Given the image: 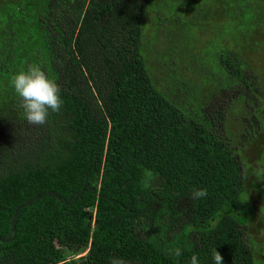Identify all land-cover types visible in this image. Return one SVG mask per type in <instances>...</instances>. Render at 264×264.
<instances>
[{
  "label": "trees",
  "instance_id": "16d2710c",
  "mask_svg": "<svg viewBox=\"0 0 264 264\" xmlns=\"http://www.w3.org/2000/svg\"><path fill=\"white\" fill-rule=\"evenodd\" d=\"M226 3L215 59L210 36L198 39L208 0L0 5V264H214V250L254 264L242 195L254 175L264 202V100L237 46L264 26V0ZM30 65L64 101L42 127L25 122L10 84ZM234 103L246 108L240 146ZM197 189L207 197L193 201Z\"/></svg>",
  "mask_w": 264,
  "mask_h": 264
},
{
  "label": "rangeland",
  "instance_id": "374dc122",
  "mask_svg": "<svg viewBox=\"0 0 264 264\" xmlns=\"http://www.w3.org/2000/svg\"><path fill=\"white\" fill-rule=\"evenodd\" d=\"M26 1L30 5H32L34 8H38L40 5L41 0H0V5L5 3H17ZM210 1V6L207 8V6L203 7V11H209L211 14V17L209 20L202 19V24L204 25L202 28L204 31L200 30L199 38L200 41H204L208 39L209 37V44L206 49L207 52L210 53V59H215L213 57V53L216 50H222L221 46L219 45L222 36L224 34L225 27L228 22V17L225 14L224 7H226L227 3L226 0H208ZM262 24H264V19L260 21ZM202 26V25H201ZM228 42H231L229 40ZM166 48V46H164ZM238 50H240L243 56V60L248 64V66L252 69V76H255V86L260 88L263 92V100H264V26L262 28H257L253 33L252 37L249 39V42L247 40H244L237 46ZM235 50V48H232ZM161 52V51H160ZM213 90L214 85L210 84L205 87V91L209 92V89ZM253 101L252 99H250ZM258 107V97L255 98L253 103H250L249 105ZM235 107L239 109L237 115L234 116V119L230 125L231 129L234 131L236 140L235 144L241 145V141L245 140V137L247 138V135L245 134V128L241 124L244 121V117L246 115V108L244 106V103H234ZM250 109V107H247ZM249 111V110H248ZM253 109L249 111L250 118L252 121L248 123V125L251 127V124L255 125V129L258 128V116H255L253 114ZM259 119L263 121L262 128L264 126V114L259 116ZM254 127V126H253ZM262 135L259 137L260 142L258 140V148L259 143L261 147H264V131L261 133ZM240 143V144H239ZM255 145L253 144L247 154L246 157H249L251 160L252 157L254 158V155L257 154V150L255 149ZM252 156V157H251ZM247 159L248 161H250ZM263 159V156H262ZM255 160V159H254ZM251 162V161H250ZM255 166V163H254ZM146 184L151 187H156L157 183L152 182L151 180H147ZM247 185L248 193H244L242 195L243 203L246 207V210L244 211L246 215H244V218L242 219V222L245 223V226L248 227L247 232L245 233V238L247 243L250 245L252 251L255 253V261L254 264H264V227L259 223L260 214L259 209L263 206L264 202H261V199L259 200L258 197V191L256 188V178L254 175H247ZM264 191V181L263 185H261ZM264 197V192H263ZM247 198L249 202L252 204L253 209L250 207V205L247 203ZM253 214V215H252ZM65 258V257H64ZM74 259V255L72 254H66V258L63 262V264L71 263V261Z\"/></svg>",
  "mask_w": 264,
  "mask_h": 264
},
{
  "label": "clouds",
  "instance_id": "9594fccd",
  "mask_svg": "<svg viewBox=\"0 0 264 264\" xmlns=\"http://www.w3.org/2000/svg\"><path fill=\"white\" fill-rule=\"evenodd\" d=\"M10 84L19 98L28 125L45 126L50 113H60L64 103L60 96L61 88L57 82L47 77L39 65H30L26 71L14 74ZM207 195V189H197L193 190L190 197L195 201L206 198ZM167 254L180 257L183 253L181 248L175 247L167 249ZM212 255L214 264H223V257L217 250H214ZM112 264H124V262L122 259H117ZM190 264H199L197 255L191 256Z\"/></svg>",
  "mask_w": 264,
  "mask_h": 264
},
{
  "label": "water",
  "instance_id": "95a60500",
  "mask_svg": "<svg viewBox=\"0 0 264 264\" xmlns=\"http://www.w3.org/2000/svg\"><path fill=\"white\" fill-rule=\"evenodd\" d=\"M85 225H86V226L89 225V219H87V220L85 221Z\"/></svg>",
  "mask_w": 264,
  "mask_h": 264
},
{
  "label": "bare ground",
  "instance_id": "6f19581e",
  "mask_svg": "<svg viewBox=\"0 0 264 264\" xmlns=\"http://www.w3.org/2000/svg\"><path fill=\"white\" fill-rule=\"evenodd\" d=\"M177 2V1H176ZM251 4V3H250ZM237 5V4H236ZM241 6V5H240ZM22 7V6H21ZM258 8V7H257ZM246 10V9H245ZM250 11V10H249ZM149 25V24H148ZM155 27V26H154ZM159 34V33H158ZM155 38V37H154ZM157 40V39H156ZM151 41V40H150ZM140 44V43H139ZM143 46V45H142ZM146 46V45H145ZM144 47V46H143Z\"/></svg>",
  "mask_w": 264,
  "mask_h": 264
}]
</instances>
